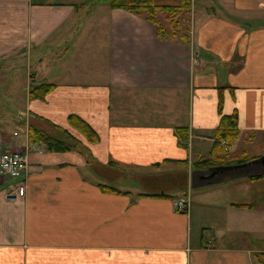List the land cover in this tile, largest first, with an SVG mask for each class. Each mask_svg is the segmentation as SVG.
<instances>
[{"label":"crops","instance_id":"0c3cea01","mask_svg":"<svg viewBox=\"0 0 264 264\" xmlns=\"http://www.w3.org/2000/svg\"><path fill=\"white\" fill-rule=\"evenodd\" d=\"M216 1L192 0L181 14L189 44L162 41L144 17L97 2L104 72L83 81L27 77L14 116L24 131L6 130L0 117V153L28 158L23 177L0 181V264H263L264 165L254 160L264 155V0ZM86 3L0 0V69L27 60L29 70L34 52L75 34ZM39 55L42 62L47 54ZM31 81L55 86L32 99ZM234 112L239 137L227 154L196 165L216 143L221 116ZM71 114L99 141L75 128ZM52 124L79 148L30 140V125L58 133ZM177 126L188 127V147ZM22 182L25 195L8 199ZM184 195L190 208L179 211Z\"/></svg>","mask_w":264,"mask_h":264},{"label":"rangeland","instance_id":"374dc122","mask_svg":"<svg viewBox=\"0 0 264 264\" xmlns=\"http://www.w3.org/2000/svg\"><path fill=\"white\" fill-rule=\"evenodd\" d=\"M200 0H197V4ZM213 8L219 7L216 0H205ZM97 2L104 0H87L85 10L81 12L82 17L75 25V34L70 36L67 32L64 34L65 40L61 44H55L52 48H42L34 52L32 63L29 64V70L24 60L20 65L7 66L0 69V117L3 121L1 126L12 132L14 130L24 131L21 122L14 118L17 111L24 106L28 83L27 77L32 78L36 75H43L44 78L51 81H83L86 79L97 78L104 72V65L108 58V44L106 36L103 34L104 28L97 36L96 27L103 24L101 11L93 10ZM157 3L177 4L180 0H156ZM195 2V0H193ZM194 4V3H193ZM220 10V9H218ZM96 11V13H95ZM98 12V13H97ZM165 21V18H162ZM93 25L92 26V23ZM94 27V28H93ZM94 29V30H93ZM95 33L93 34V32ZM90 45L85 47V45ZM41 52L45 51L44 61H39ZM39 55V56H38ZM32 65V67L30 66ZM67 72V73H66ZM72 74V75H70ZM88 76V77H87ZM31 88L34 86L33 81ZM263 147H257L255 151H250V156L260 154ZM7 150H4L0 155ZM259 183L264 184V180Z\"/></svg>","mask_w":264,"mask_h":264},{"label":"trees","instance_id":"16d2710c","mask_svg":"<svg viewBox=\"0 0 264 264\" xmlns=\"http://www.w3.org/2000/svg\"><path fill=\"white\" fill-rule=\"evenodd\" d=\"M111 8H123L152 22L157 29V36L162 41H179L183 43L191 42V25L185 26L181 18L184 12L189 13L192 8V0H180L177 4L157 3L156 0H104ZM165 18V21L162 19ZM53 83H43L39 86H33L29 93L30 98H44L45 95L54 88ZM69 122L91 142L99 141V136L93 127L83 118L76 114L69 115ZM54 130L58 133L49 132L40 129L35 125L29 126V138L32 142L44 143L50 150L68 151L79 148L80 141L67 130L52 124ZM176 132L179 143L188 147L189 130L187 126H177ZM216 143L212 147L210 154L196 162V165L203 166L216 163L227 154L225 147L233 143L239 137L238 115L223 114L220 123L215 131ZM222 141H226V146ZM222 152V155H218ZM264 176V174H263ZM109 188L108 185H102ZM261 262L264 264L263 254L258 253Z\"/></svg>","mask_w":264,"mask_h":264},{"label":"built area","instance_id":"2783aa9c","mask_svg":"<svg viewBox=\"0 0 264 264\" xmlns=\"http://www.w3.org/2000/svg\"><path fill=\"white\" fill-rule=\"evenodd\" d=\"M226 146V141H223ZM28 169L27 155L19 150H7L0 155V181L4 178L18 179L25 175ZM6 196L8 199L22 198L26 192L24 182L17 184L15 187H9ZM175 208L179 211H188L190 208V197L184 195L180 197Z\"/></svg>","mask_w":264,"mask_h":264},{"label":"water","instance_id":"95a60500","mask_svg":"<svg viewBox=\"0 0 264 264\" xmlns=\"http://www.w3.org/2000/svg\"><path fill=\"white\" fill-rule=\"evenodd\" d=\"M255 162H260L264 165V155L258 157L257 159L254 160Z\"/></svg>","mask_w":264,"mask_h":264}]
</instances>
